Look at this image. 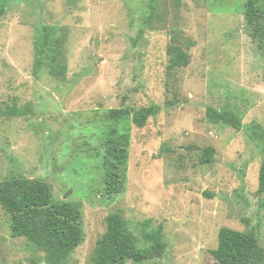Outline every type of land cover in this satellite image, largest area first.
<instances>
[{
	"label": "rangeland",
	"instance_id": "obj_1",
	"mask_svg": "<svg viewBox=\"0 0 264 264\" xmlns=\"http://www.w3.org/2000/svg\"><path fill=\"white\" fill-rule=\"evenodd\" d=\"M248 0H6L0 18V182L42 179L56 201L83 206L84 240L68 264H94L107 218L121 212L139 246L161 229L163 258L140 264H218L211 251L229 227L264 246V47L247 30ZM264 8V0L260 1ZM64 39L66 80L35 70L37 31ZM189 51L169 70L174 44ZM160 107L146 127L111 110ZM212 107L241 130L213 124ZM123 121V120H122ZM129 129L124 191H104L105 146ZM215 148L210 163L202 158ZM0 264H46L13 238L0 207ZM128 264H134L128 262Z\"/></svg>",
	"mask_w": 264,
	"mask_h": 264
},
{
	"label": "trees",
	"instance_id": "obj_2",
	"mask_svg": "<svg viewBox=\"0 0 264 264\" xmlns=\"http://www.w3.org/2000/svg\"><path fill=\"white\" fill-rule=\"evenodd\" d=\"M261 0H248L245 4V19L250 37L259 47H264V8ZM6 0H0V18L6 11ZM64 39L54 29L42 26L35 41V70L47 71L56 79L66 80L68 64L63 51ZM169 70L185 68L191 61L189 51L174 44L168 51ZM160 107L133 110H111L109 120L120 124L132 116V122L144 128L148 120L156 116ZM207 117L213 124H223L237 130L243 128L241 118L232 111L210 107ZM123 120V121H122ZM112 129L105 146L104 191L105 196L119 195L124 191V179L130 155L131 135ZM254 135L261 140L264 131L257 127ZM215 148L204 151L202 162L210 163ZM258 194L264 195V158L260 168ZM0 207L7 216L13 238L24 237L44 254L46 264H68L69 258L84 240V212L79 203L68 200L56 201L51 185L42 179L13 177L0 182ZM147 245L139 246V240L131 231L121 212L107 218V228L97 242L94 264H140L154 261L166 254L167 244L161 229L144 233ZM218 264H264V246L255 232H240L223 227L219 232V246L211 251Z\"/></svg>",
	"mask_w": 264,
	"mask_h": 264
}]
</instances>
